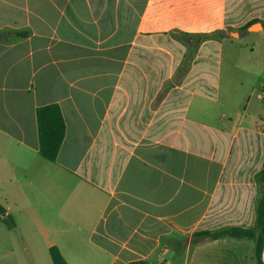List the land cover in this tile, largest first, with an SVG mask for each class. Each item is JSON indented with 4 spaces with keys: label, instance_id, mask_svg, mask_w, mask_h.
I'll return each instance as SVG.
<instances>
[{
    "label": "crops",
    "instance_id": "crops-1",
    "mask_svg": "<svg viewBox=\"0 0 264 264\" xmlns=\"http://www.w3.org/2000/svg\"><path fill=\"white\" fill-rule=\"evenodd\" d=\"M262 91L264 0H0V264H256Z\"/></svg>",
    "mask_w": 264,
    "mask_h": 264
},
{
    "label": "trees",
    "instance_id": "trees-1",
    "mask_svg": "<svg viewBox=\"0 0 264 264\" xmlns=\"http://www.w3.org/2000/svg\"><path fill=\"white\" fill-rule=\"evenodd\" d=\"M40 155L51 162H55L66 135V122L58 104H49L37 109ZM258 181L263 185V194L257 208V221L254 228L229 227L205 236L210 239L231 237L248 239L253 243V258L256 264H264V170L258 174ZM4 209L0 206V216ZM7 222V221H5ZM10 224L9 222H7ZM134 264H146L143 262Z\"/></svg>",
    "mask_w": 264,
    "mask_h": 264
},
{
    "label": "water",
    "instance_id": "water-1",
    "mask_svg": "<svg viewBox=\"0 0 264 264\" xmlns=\"http://www.w3.org/2000/svg\"><path fill=\"white\" fill-rule=\"evenodd\" d=\"M262 28L263 26L261 23H256L251 27L252 30H261Z\"/></svg>",
    "mask_w": 264,
    "mask_h": 264
},
{
    "label": "built area",
    "instance_id": "built-area-1",
    "mask_svg": "<svg viewBox=\"0 0 264 264\" xmlns=\"http://www.w3.org/2000/svg\"><path fill=\"white\" fill-rule=\"evenodd\" d=\"M261 97L264 99V91H262V93H261Z\"/></svg>",
    "mask_w": 264,
    "mask_h": 264
}]
</instances>
